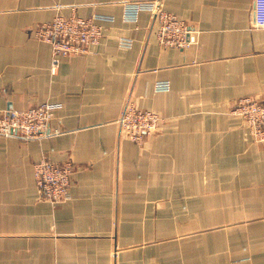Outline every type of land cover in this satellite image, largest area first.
<instances>
[{"label": "crops", "instance_id": "1", "mask_svg": "<svg viewBox=\"0 0 264 264\" xmlns=\"http://www.w3.org/2000/svg\"><path fill=\"white\" fill-rule=\"evenodd\" d=\"M162 3L187 46L161 44L150 11L126 21L123 0H0V109L62 104L51 134L0 135V264H264V142L234 112L264 100L255 0ZM72 13L112 20L53 68L35 28ZM129 100L162 117L142 145L121 132ZM43 158L73 162L68 199L40 193Z\"/></svg>", "mask_w": 264, "mask_h": 264}, {"label": "built area", "instance_id": "2", "mask_svg": "<svg viewBox=\"0 0 264 264\" xmlns=\"http://www.w3.org/2000/svg\"><path fill=\"white\" fill-rule=\"evenodd\" d=\"M124 1V19L137 21L140 12L150 11L158 23L157 37L161 44L185 47L190 43L191 31L188 23L164 8L162 0ZM254 24L264 28V0H255ZM102 20H112L110 16H81L58 14L49 21L38 24L35 35L48 42L53 50V68L60 56L86 55L104 36ZM119 44L130 47L132 40L119 39ZM170 82H156V91H167ZM61 103L44 102L24 109H0V135L17 136L24 140L36 139L51 134L50 121ZM234 112L244 118L256 142H264V100L243 97L235 105ZM162 117L151 109L139 108L129 100L119 119L121 132L139 145L145 137L158 128ZM58 133L54 130L53 134ZM34 177L40 193L54 203L62 202L70 196L74 164L71 160L57 162L43 158L34 163Z\"/></svg>", "mask_w": 264, "mask_h": 264}, {"label": "rangeland", "instance_id": "3", "mask_svg": "<svg viewBox=\"0 0 264 264\" xmlns=\"http://www.w3.org/2000/svg\"><path fill=\"white\" fill-rule=\"evenodd\" d=\"M40 24V23H39Z\"/></svg>", "mask_w": 264, "mask_h": 264}]
</instances>
